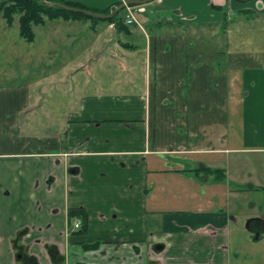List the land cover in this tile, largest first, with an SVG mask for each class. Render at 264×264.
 Returning <instances> with one entry per match:
<instances>
[{
  "label": "crops",
  "instance_id": "crops-1",
  "mask_svg": "<svg viewBox=\"0 0 264 264\" xmlns=\"http://www.w3.org/2000/svg\"><path fill=\"white\" fill-rule=\"evenodd\" d=\"M132 6L144 15L122 30L45 16L26 41L18 27L33 75L0 82V264H232V213L256 208L250 192L264 199V64L228 40L242 21L264 28V0ZM73 76L78 101L53 119L41 79ZM261 215L247 223L255 240Z\"/></svg>",
  "mask_w": 264,
  "mask_h": 264
},
{
  "label": "rangeland",
  "instance_id": "rangeland-1",
  "mask_svg": "<svg viewBox=\"0 0 264 264\" xmlns=\"http://www.w3.org/2000/svg\"><path fill=\"white\" fill-rule=\"evenodd\" d=\"M125 13V9L122 10L121 14L123 15V17ZM140 15L142 16L144 15V13L140 11H135V16L139 17ZM45 16L46 15L44 14L42 15L43 22ZM74 16V18H77L78 20L97 22L107 21L103 18L90 17L79 12H75ZM234 16V20H236V22L242 21V16H238L237 13ZM12 17V22H17L13 24L10 28H7L4 24L5 18L2 16V12L0 11V82H27L32 79L28 76L33 74L26 71L23 72L20 69L23 65H27V63H23L21 55L26 51V49H31V45H29L25 40H23L18 34L19 15L16 13ZM243 22L244 21L241 22L240 28H236L230 33V37L228 40V48L229 50L239 48L241 52H244L245 57H249L252 64H264V28L255 27L254 22L245 23L250 27L247 28V26L242 25ZM206 29V32H210L211 29L213 32L216 31L215 29L210 27H207ZM188 32L197 36H201L206 33L205 30L200 28V26L191 27L189 28ZM89 33L90 32L85 31L84 36L88 37ZM217 33L219 34V36L217 35ZM36 34L39 35L38 30H36ZM221 36L222 35L218 31L213 34V37L222 38ZM225 43L226 42H224V45L226 47ZM37 74L42 73L38 71ZM132 74H134L133 79L136 80L137 83H139L141 81L140 77L143 76V72L136 70L135 72H131V75ZM120 75L121 77L118 78L120 80V85H118L117 87H120L121 91L118 92H128L124 91L125 89L123 88H125L124 84L129 78L121 73ZM112 77L113 75L110 78H94L95 80H90L89 78H87V80L91 81V83L89 87L86 88L87 90H90L100 85L107 89L108 85H105V83L110 80L112 81L114 78ZM41 80H44L43 83H50L47 84L44 88L46 93L43 97L47 102V106L51 105V107L53 108V115H56V117L53 116V119L56 118L57 120L61 116V114L66 112V110H68L69 108L75 106V104L77 103L79 94L76 93L78 89H81L79 88V85H81L80 80L82 79L73 76L61 80L62 83L58 82L60 81V79L52 78ZM254 169L256 172L259 170L255 166ZM260 195H263V192L253 191L248 193L249 199L254 202L256 207L253 210L247 209L246 205L243 203V215L241 213H232L233 215H238L236 217H233L232 221L230 222L229 250L231 253L232 264H264V232H261L260 240H255L254 234L256 233V231L255 233L249 231V224L247 225V223H250V219L254 218L252 216L264 210V199ZM240 214L242 216H239ZM254 228L255 227H251L250 230H254Z\"/></svg>",
  "mask_w": 264,
  "mask_h": 264
},
{
  "label": "trees",
  "instance_id": "trees-1",
  "mask_svg": "<svg viewBox=\"0 0 264 264\" xmlns=\"http://www.w3.org/2000/svg\"><path fill=\"white\" fill-rule=\"evenodd\" d=\"M50 3L59 2L69 6L78 7L82 9H87L91 11L98 12V10H93L90 8H86L84 6H80L74 3H70L66 0H46ZM119 3L118 5H120ZM117 11L114 16L105 19L110 21L116 25L117 29L122 30L126 29L127 26L124 22V17L121 14L122 10ZM110 9L101 10V13H108ZM0 11L2 12V16L5 18V21L8 25L12 23L13 15H19V34L26 41H32L34 38V32L32 30V24H40L43 22L42 15H46L49 18H57L62 16L65 19L74 18L73 11H68L60 7H46L40 0H0ZM85 15V14H84ZM82 209H74L70 210V216L73 213L81 214ZM84 215V216H83ZM82 215V219L84 220V225L86 221V214Z\"/></svg>",
  "mask_w": 264,
  "mask_h": 264
},
{
  "label": "water",
  "instance_id": "water-1",
  "mask_svg": "<svg viewBox=\"0 0 264 264\" xmlns=\"http://www.w3.org/2000/svg\"><path fill=\"white\" fill-rule=\"evenodd\" d=\"M149 1H152V0H125L120 5H116L112 9H110L108 13H101V12H95V11H91L87 9L69 6L63 3H59V2L50 3L46 0H40V2L43 3L46 7H60L68 11L79 12V13L85 14L90 17L103 18V19H108L114 16L117 11L125 8V5H139V4H145ZM258 220H260L261 224L264 225V215H261L258 218Z\"/></svg>",
  "mask_w": 264,
  "mask_h": 264
},
{
  "label": "built area",
  "instance_id": "built-area-1",
  "mask_svg": "<svg viewBox=\"0 0 264 264\" xmlns=\"http://www.w3.org/2000/svg\"><path fill=\"white\" fill-rule=\"evenodd\" d=\"M125 12L126 13L124 15V22L126 24L136 23V20L134 18L135 8L131 5H125ZM72 226L74 229H79L81 227V221L79 219H75Z\"/></svg>",
  "mask_w": 264,
  "mask_h": 264
}]
</instances>
